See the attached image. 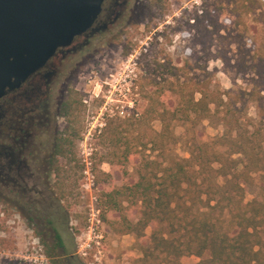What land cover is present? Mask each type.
Segmentation results:
<instances>
[{
  "label": "rangeland",
  "instance_id": "obj_1",
  "mask_svg": "<svg viewBox=\"0 0 264 264\" xmlns=\"http://www.w3.org/2000/svg\"><path fill=\"white\" fill-rule=\"evenodd\" d=\"M213 2L128 0L115 25L96 34L89 45L65 59L60 79V83L65 84L64 99L73 92L83 99L80 117L84 131L76 141L77 158L83 168L75 166L76 161L70 165L64 156H54L55 145L54 151H49L48 167L43 161L37 163L39 178L30 184L33 186L31 200L25 201L7 190L0 193V264H136L143 255L141 245L147 244V238L139 240L133 233L120 235L112 230L108 220L118 219L119 214L105 210L103 190L135 181V165L142 156L189 157V145L195 138L209 140L224 131V126L212 119L191 127L184 122L180 111L175 115L173 112L163 117L158 115L160 106L156 102L160 98H156L154 91L157 82L165 84L169 75L162 76L155 57L159 55L161 62L172 60L174 65L199 60L200 65L209 66L213 85L223 92L248 87L246 79L235 70V44L228 39L202 42L210 36L195 26L198 20H204V11ZM118 11L111 14V19ZM106 13L105 10L103 18ZM221 20L224 21V17ZM208 21L204 20L205 26ZM252 37L253 34L247 32L245 42ZM208 53H211L209 59ZM222 55L229 58V66ZM166 101L169 111L178 104L176 99ZM248 106V112L255 115V106ZM61 116L57 130L47 138L51 144L55 136L58 141L68 124V119ZM133 116L140 121L132 127V133L134 137L143 138L148 146L130 164L111 163L107 158L109 145L103 136L104 130L113 120ZM11 117L7 114L0 123L9 125ZM86 157L92 162L93 186L87 184ZM57 158L63 167L60 177L53 165ZM244 187L245 202L264 201L261 174H254L253 180ZM124 205L127 216L137 220L139 215L135 208L128 202ZM93 208L97 212L95 218ZM154 227V223L149 225L146 234L150 235ZM57 233L62 235L69 251L58 248L56 257L50 259L44 243L53 248ZM198 261L195 255L183 258L186 264Z\"/></svg>",
  "mask_w": 264,
  "mask_h": 264
},
{
  "label": "trees",
  "instance_id": "obj_2",
  "mask_svg": "<svg viewBox=\"0 0 264 264\" xmlns=\"http://www.w3.org/2000/svg\"><path fill=\"white\" fill-rule=\"evenodd\" d=\"M203 18L209 20L207 26L203 19L195 26L210 38L202 42H233L235 70L248 87L223 92L213 85L209 66L200 65L199 60L174 65L172 60L161 62L159 55L155 57L162 76L169 75L165 84L157 82L154 91L160 98L158 115L180 111L191 127L212 119L224 131L209 140L195 138L189 157L142 156L135 165V181L103 190V207L119 214L118 219L108 220L112 230L147 238L136 264H186L183 258L193 255L199 258L196 264H264V201L245 202L244 187L256 173L264 178V0H214ZM247 32L253 37L245 42ZM221 57L229 66V58ZM171 98L178 104L169 111L166 99ZM249 104L255 106V115L248 112ZM82 107L83 99L75 92L62 102L60 112L68 124L54 153L66 157L70 165L76 161L81 169L76 141L84 131ZM139 121L133 116L108 123L103 136L111 163L130 164L147 148L143 138L131 131ZM53 163L60 177L59 159ZM125 202L135 208L137 220L127 216ZM152 223L155 227L148 235L146 229ZM56 240L53 248L44 243L50 259L58 248L69 251L61 234H56Z\"/></svg>",
  "mask_w": 264,
  "mask_h": 264
},
{
  "label": "flooded vegetation",
  "instance_id": "obj_3",
  "mask_svg": "<svg viewBox=\"0 0 264 264\" xmlns=\"http://www.w3.org/2000/svg\"><path fill=\"white\" fill-rule=\"evenodd\" d=\"M127 3L128 0L122 3L104 0L102 12L90 30L77 36L71 45L59 48L44 66L21 82L12 78L0 88V119L7 114L12 116L9 125L0 123L1 194L7 190L25 201L31 200L33 186L30 184L39 178L37 163L43 161L48 167L49 151H54L57 142V136L52 144L47 138L57 130L62 117L60 108L65 93V84L60 83L62 64L72 52L89 45L96 34L115 25ZM118 9L115 18L111 19V14ZM105 10L107 13L103 18Z\"/></svg>",
  "mask_w": 264,
  "mask_h": 264
},
{
  "label": "water",
  "instance_id": "obj_4",
  "mask_svg": "<svg viewBox=\"0 0 264 264\" xmlns=\"http://www.w3.org/2000/svg\"><path fill=\"white\" fill-rule=\"evenodd\" d=\"M104 0H0V88L19 83L92 28Z\"/></svg>",
  "mask_w": 264,
  "mask_h": 264
},
{
  "label": "built area",
  "instance_id": "obj_5",
  "mask_svg": "<svg viewBox=\"0 0 264 264\" xmlns=\"http://www.w3.org/2000/svg\"><path fill=\"white\" fill-rule=\"evenodd\" d=\"M85 162H86V166H87V170H86L87 184H88L89 186H93V183H94V175H93L92 170H91V166H92L91 164H92V162H91V160H90L89 157H86ZM92 211H93V212H92V215H93L94 218H95V216L97 215L96 209L93 208ZM96 220H97L98 222L100 221L98 218H97ZM92 224L94 225V220L92 221Z\"/></svg>",
  "mask_w": 264,
  "mask_h": 264
}]
</instances>
